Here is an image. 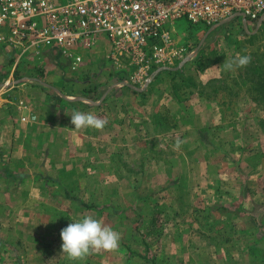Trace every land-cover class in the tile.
Masks as SVG:
<instances>
[{"label": "rangeland", "instance_id": "374dc122", "mask_svg": "<svg viewBox=\"0 0 264 264\" xmlns=\"http://www.w3.org/2000/svg\"><path fill=\"white\" fill-rule=\"evenodd\" d=\"M243 27L240 18L212 31L205 23L193 24L185 18L170 22L166 29L173 34L178 55L173 64L156 68L152 81L142 88L122 82L124 78L112 66L105 48L84 51L85 67L80 66V70L67 69V65L54 59H50L51 65L37 66V73H44L45 77L49 67V78L42 81L55 88L71 83L68 91L72 94L93 93L90 99H94V105L114 101L121 90L146 92L142 98L129 91L135 96L129 105L137 107L148 102L153 109L152 120L157 122L160 114L165 122L164 127L152 131L120 126L116 129L119 134L116 142L107 143L106 137L90 145L91 152L80 159L77 168L80 176L60 178L61 182L74 185L76 181L80 185V192L76 193L73 186L69 193L72 197L80 195V207L69 206L64 213L72 218L71 222L92 216L119 231L117 251H132L133 247L142 251H204L198 247L203 243L200 236L206 235L203 232L206 214L199 202L208 200L206 197L214 200L212 195L218 193L205 192L203 187L211 184L212 189L225 193L226 186L229 189L233 186L239 197L247 196V192L254 194L259 208L264 209V102L256 103L245 86L236 87L238 91L234 94L204 86L215 79L208 78V74H219L217 78H222L245 73L250 61L243 67H225V62L233 61L237 54L250 56L252 52L264 51V33L260 32L250 43L249 36L259 30L250 27L246 31ZM166 71H178L179 75L173 78ZM94 85L99 86L97 92H92ZM175 89L184 100L175 96L172 92ZM155 90L161 94L154 93ZM169 93L172 96H167ZM123 112L117 116L114 111V117L126 119ZM136 113L135 122L140 117ZM102 133L107 135L105 129ZM168 169L173 172L165 175ZM228 198L232 200L233 196ZM3 204L9 205L8 201ZM44 210L31 206L0 208V264H29L28 251L35 245L31 234L35 224L31 221L34 212ZM25 215L32 218L24 220ZM130 228L133 233L128 238ZM256 231L264 234V224ZM221 233L220 239L233 238L231 230ZM223 241L218 240L220 244ZM53 242L61 243L54 237ZM253 243L237 257V262L230 264H264V248L260 245L264 238L254 237ZM152 256L156 257V253ZM77 259L80 264H90L86 255ZM164 263L173 264L169 254L165 255Z\"/></svg>", "mask_w": 264, "mask_h": 264}, {"label": "crops", "instance_id": "0c3cea01", "mask_svg": "<svg viewBox=\"0 0 264 264\" xmlns=\"http://www.w3.org/2000/svg\"><path fill=\"white\" fill-rule=\"evenodd\" d=\"M102 48L109 52L106 42L100 40L99 44L92 49ZM9 49L7 46L0 45V208L31 206L45 209L41 212H34L33 218L24 216V220L28 221L32 218L31 223L35 224V230L32 228L31 233L35 245H32V250L28 251L29 264H53L54 262L80 264L79 259L71 258L62 252L60 237L61 230L72 220L64 214L67 207H80V195L72 197L69 194L73 186L76 193L80 192V185L76 181L74 185L61 182V176H80L77 168L80 159L91 152L90 145L101 142V138L106 137L109 138L107 143L116 142L119 136L116 129L120 126L128 129L137 126L139 129L146 128L152 131L157 127L162 128V124L152 120L154 119L153 109H150L148 102L137 107H133L132 102L129 105V101L135 97L129 91H119L118 98L115 97L112 102L106 103V101L105 105H94V99H90L93 93L72 94L68 91L71 83H62L59 88H55L49 82L42 81L48 80L49 67L46 69L45 77L44 73H37V66L42 63L51 65L50 59L67 65L68 67L65 66L67 69H76H73L74 59L67 57L57 48ZM86 50L88 49L78 47L73 51L75 56H81V60L83 59L81 63H78L77 69L79 70L80 66L85 67L84 51ZM20 53L22 56L19 61H16ZM217 77L219 74H208V78ZM63 78L62 76L61 79ZM156 92L157 90L154 91ZM157 94L161 93L158 91ZM167 96L172 95L169 93ZM77 110L85 113L91 112L106 120V124L101 129L92 127L74 129L70 116L73 111ZM122 110L126 114V119H121V117L119 120L116 119L114 111L119 116ZM137 111L140 117H137V122H135ZM31 115H35L36 119L31 120ZM23 117L27 119L23 120ZM102 129L106 130V136L101 135L103 134ZM114 149L116 150V147ZM74 152L75 155H73ZM74 157L76 158L72 159ZM194 157L197 156L194 155ZM171 172L173 171L168 169L164 174ZM230 188L226 186L225 193H222L218 192V189L215 190L216 188L212 189L211 184L203 187L205 192L218 193L212 195L214 200L206 197L208 200L199 202V206L204 208L206 214V227L203 231L206 235L200 236V242L203 243L198 247L204 248V251H166V253L164 251H142V249L138 250L133 247L132 251H95L92 249L85 255L90 264H165L166 254L172 257L173 264L237 262V257L243 250H246L247 246H252L254 237L264 238V234L256 231L257 227L264 224V209L259 208L261 205L255 199L254 194L250 195L247 192V196L239 197L236 193L238 190L233 186ZM243 188L245 190V186ZM231 195L232 200L228 198ZM3 201L6 203L8 201L9 205L3 204ZM66 221L68 223L65 225ZM230 230L231 233L233 232L232 239L219 238L220 232L221 234L225 231L229 233ZM203 232L199 231L200 234ZM254 232L256 234L253 235ZM132 233V228H130L128 238L132 237ZM53 237L58 238L61 243H52ZM218 240L224 241L220 244ZM260 245L264 248V243ZM173 247L176 248V245L174 244ZM154 252L156 257L152 256ZM244 260L243 258L242 262ZM167 263L170 262L167 261Z\"/></svg>", "mask_w": 264, "mask_h": 264}, {"label": "built area", "instance_id": "2783aa9c", "mask_svg": "<svg viewBox=\"0 0 264 264\" xmlns=\"http://www.w3.org/2000/svg\"><path fill=\"white\" fill-rule=\"evenodd\" d=\"M183 18L209 29L240 18L246 31L259 30L264 0H0V45L57 48L77 68L81 57L74 49H92L103 40L122 82L142 88L156 68L174 63L178 51L166 28Z\"/></svg>", "mask_w": 264, "mask_h": 264}, {"label": "clouds", "instance_id": "9594fccd", "mask_svg": "<svg viewBox=\"0 0 264 264\" xmlns=\"http://www.w3.org/2000/svg\"><path fill=\"white\" fill-rule=\"evenodd\" d=\"M250 61V56L240 55L233 61L225 62L227 69L233 67H243ZM71 124L74 129L85 128L101 129L106 124V120L94 115L91 112L73 111L70 116ZM177 141V147L179 146ZM62 240V252L71 258H80L87 254L90 249L96 250H116L119 247L120 234L114 229L105 226L102 221L85 216L81 220L69 223L60 232Z\"/></svg>", "mask_w": 264, "mask_h": 264}, {"label": "trees", "instance_id": "16d2710c", "mask_svg": "<svg viewBox=\"0 0 264 264\" xmlns=\"http://www.w3.org/2000/svg\"><path fill=\"white\" fill-rule=\"evenodd\" d=\"M260 32L264 33V24L263 26L259 29L258 33L250 35V43L254 41L255 38H257L258 34ZM201 54V53H200ZM251 59H250V66L246 69L245 73H240L236 77H231L230 74H227L226 76H223L222 78H215L211 79L207 84L204 86L212 88L213 91L215 92H225L228 94H234L237 93L235 91V88H240V87H246L247 92L251 95V98L256 102V103H261L264 102V51L259 53L258 51L250 53ZM252 58H254L252 60ZM200 59V57H199ZM168 74H171L173 78L177 77L179 75L178 71H166ZM96 87H92V92H97V88H99L98 85H94ZM128 89V88H127ZM131 91L133 94H136L140 97H145L146 92H136L133 90L128 89ZM175 96L180 99L184 100L179 94L178 90H173ZM85 93L89 94V92L85 91ZM169 111H166V114H168ZM159 118V119H158ZM158 121L160 124H162L161 127L165 126L164 119L160 116V114L157 117Z\"/></svg>", "mask_w": 264, "mask_h": 264}, {"label": "water", "instance_id": "95a60500", "mask_svg": "<svg viewBox=\"0 0 264 264\" xmlns=\"http://www.w3.org/2000/svg\"><path fill=\"white\" fill-rule=\"evenodd\" d=\"M225 22H226V21H225ZM225 22H223L222 24H224ZM212 30H214V28H210V31H212ZM257 30H258V29H257ZM196 51H197V50H196ZM196 51H195V52H196ZM163 69H164V68H163ZM135 89H139V90H141L140 88H136V87H135Z\"/></svg>", "mask_w": 264, "mask_h": 264}]
</instances>
